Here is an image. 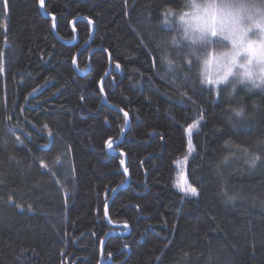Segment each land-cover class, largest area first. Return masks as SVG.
Segmentation results:
<instances>
[{
	"label": "trees",
	"instance_id": "1",
	"mask_svg": "<svg viewBox=\"0 0 264 264\" xmlns=\"http://www.w3.org/2000/svg\"><path fill=\"white\" fill-rule=\"evenodd\" d=\"M165 2L45 0L54 34L40 0H0V264H264V203L220 195L264 193L237 147L264 137V96L228 124L223 95L163 76ZM181 169L197 197L173 186Z\"/></svg>",
	"mask_w": 264,
	"mask_h": 264
},
{
	"label": "clouds",
	"instance_id": "2",
	"mask_svg": "<svg viewBox=\"0 0 264 264\" xmlns=\"http://www.w3.org/2000/svg\"><path fill=\"white\" fill-rule=\"evenodd\" d=\"M151 47L163 76H178L223 95L228 101L226 123L253 119L241 97L264 96V0H167ZM254 156L250 146L245 157L249 169L257 167ZM220 195L230 206L264 203V193L229 190L226 185Z\"/></svg>",
	"mask_w": 264,
	"mask_h": 264
},
{
	"label": "snow or ice",
	"instance_id": "3",
	"mask_svg": "<svg viewBox=\"0 0 264 264\" xmlns=\"http://www.w3.org/2000/svg\"><path fill=\"white\" fill-rule=\"evenodd\" d=\"M40 3H41V7H43V0H40ZM5 10H6V5H5ZM89 23H91V21H89ZM116 67L119 69L120 68V64L117 63L116 64ZM2 71H3L2 62H0V72H2ZM180 95L183 97L185 94L184 93H181ZM213 96H216V95H213ZM121 111H123V109H121ZM124 117H125V121L127 122V117H128V113L127 112H124ZM204 118H205V116H204L203 112H201L200 117H199V120L200 121H203ZM197 123H192L191 125H189L185 129L186 135L189 138L188 139V154L189 155L194 150L192 148L191 136H192L193 130L197 129ZM45 127H47V126H45ZM122 131H123V129H122ZM106 146L110 148L111 147V143L110 142H106ZM250 146L253 147L254 149H258V148L264 147V137L259 138L256 141V144L255 145H249V146H245V147L237 146V147H238V150L243 155H245V157H247L248 150H249V147ZM121 155H123V153H121ZM187 159H188V157L185 156L184 161H183L185 164L187 163ZM258 161L261 162V163H264V155H257V156H254L252 158V163L255 166H258ZM123 163L124 162L122 160L121 161V165L122 166H123ZM43 167H44V164L41 163V168H43ZM124 171H125V175H127V169H125ZM173 186L176 187L180 192L184 193L185 196H190V197H197L198 196L197 188L188 186V181H187L186 177L184 176L183 169H181V172H180V180H179V182L177 184H174ZM107 209H108V205L106 203L105 204V214L106 215H107ZM124 227L127 228L128 227L127 224H125Z\"/></svg>",
	"mask_w": 264,
	"mask_h": 264
},
{
	"label": "water",
	"instance_id": "4",
	"mask_svg": "<svg viewBox=\"0 0 264 264\" xmlns=\"http://www.w3.org/2000/svg\"><path fill=\"white\" fill-rule=\"evenodd\" d=\"M44 1H45V0H43V7L40 6V12H41L42 15H44L45 17H47V18H51V19L54 21L53 33L56 34V29H55V28H56V22H55V19H54L52 16H48V15H46V14L44 13ZM76 20H79V19H76ZM73 23H74V21L71 22V25H73ZM89 43H90V42H88V43L85 45V47H84L83 49H85L86 47H88V46H89ZM93 51H94V49L91 50L90 53H89L88 65L90 64V56H91V54L93 53ZM79 53H80V51L77 53V55H78ZM109 60H110V64H109V69H110V68H111V59H109ZM73 65H74V67H75V65H76V58H74V60H73ZM84 74H85V73H84ZM99 87L101 88V84L99 85ZM128 128H129V120H127L126 127H125V129L122 131V133H121L119 139H118L114 144H112L110 148L107 147V151H108V152H111V149H112V148L116 147L117 145H119V144L121 143V141H122V139H123V136H124V134L126 133V131H127ZM125 164H126V161H125V163H124V165H123V170H124V168H125ZM111 199H112V197L108 200L107 205H109ZM106 218H107V215L105 214V219H106ZM115 228H125V227H124V226H115ZM125 229H128V228H125ZM107 236H109V235H107ZM102 243H103V241H102ZM99 264H102V257H100V262H99Z\"/></svg>",
	"mask_w": 264,
	"mask_h": 264
},
{
	"label": "rangeland",
	"instance_id": "5",
	"mask_svg": "<svg viewBox=\"0 0 264 264\" xmlns=\"http://www.w3.org/2000/svg\"><path fill=\"white\" fill-rule=\"evenodd\" d=\"M257 95V94H256ZM260 96V95H259Z\"/></svg>",
	"mask_w": 264,
	"mask_h": 264
}]
</instances>
